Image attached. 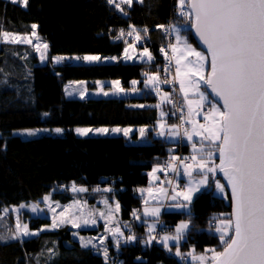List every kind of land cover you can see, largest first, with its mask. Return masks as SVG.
I'll return each instance as SVG.
<instances>
[{"label": "trees", "instance_id": "trees-1", "mask_svg": "<svg viewBox=\"0 0 264 264\" xmlns=\"http://www.w3.org/2000/svg\"><path fill=\"white\" fill-rule=\"evenodd\" d=\"M177 3L178 0H143L142 3L134 0L131 7L121 12L107 0H29L27 7L0 0L1 27L24 33L36 24L39 37L48 43L49 55H120L125 37L148 48L154 57L152 62L41 64L32 53V80L28 82L18 73L24 65L21 54L15 52H21L22 45L0 47V210L48 193L53 198L68 200L70 185L74 183L88 191L96 187L112 189L108 194L120 202L122 217L131 219L133 211L143 203L138 188L148 184V173L154 164L163 167L172 156L169 147L178 139L155 135L158 96L143 81L147 71L162 69L159 48L165 38L157 26L183 20L191 23L179 14ZM133 29L143 37V42L127 37L126 31ZM185 32L197 45L190 27ZM108 78L120 79L124 86L139 78L141 93L86 99L65 94V83L70 79ZM89 87L95 88V84L90 82ZM162 108L167 111L166 123H176L170 103ZM116 125L147 126L145 141L132 143L124 135L81 136L72 129ZM32 127L65 130L58 135L44 134L31 139L13 133L19 128ZM134 136L138 137V133ZM159 175L165 179L163 171ZM230 214V198L216 195L209 187L193 199L190 212L165 211L162 219L163 226L169 229L181 219L189 220L191 226L181 245L184 249L219 251L223 246L215 230L216 221L218 216L229 218ZM44 221L42 217H31L30 225L38 228ZM144 226L140 224V228ZM72 231L63 227L22 240L2 242L0 239V264H191L182 262L173 248L168 251L162 244L131 243L117 248L111 240L106 261L93 248L82 247Z\"/></svg>", "mask_w": 264, "mask_h": 264}, {"label": "snow or ice", "instance_id": "snow-or-ice-1", "mask_svg": "<svg viewBox=\"0 0 264 264\" xmlns=\"http://www.w3.org/2000/svg\"><path fill=\"white\" fill-rule=\"evenodd\" d=\"M12 3H20L27 6L29 0H11ZM109 4H115L116 8H121V3L132 4V0H107ZM142 3L143 0H140ZM187 6L188 10H185ZM179 14L191 21V27L199 36L200 40L207 47V53L198 51L193 47L186 37L181 36L179 28L176 25H158L161 29H170L176 33V43L169 44L172 55L169 57L165 48L160 51L165 53V58L169 60V64L174 60L175 79L179 81L180 92L183 93V98L188 106L187 123L192 125V130H184V136L192 141L194 136L200 137V147L197 148L193 144L194 154L190 158L181 159L173 156L168 162L167 168H170L177 176H180V167L183 166V175L191 177L193 172H199L202 178L197 181V186H192V181L184 186V190L174 191L171 196L172 200L177 197H183L187 203H177L175 207L186 208L192 201V194L198 192L201 187L208 185L209 174L215 178L217 172L223 173L227 180V184L231 189L232 213L226 220H220L216 224V232L219 234V239L222 244V250L215 248L205 249L200 255L194 254V249L188 253H182L179 247V242L185 239V232L189 228V222L181 221L175 227V234H164L159 236H149V239L144 241L146 244H151L153 240L157 243H162L163 246L171 251L169 241H176L175 255L181 258L191 257L192 261H198L199 264H264V0H178ZM33 31L31 37L39 40L35 29L36 24L31 25ZM135 30V29H133ZM145 32L148 30L145 29ZM121 31V35H123ZM129 35L132 33L129 32ZM137 40L142 37L137 34ZM0 39L4 42L12 43H28L32 40L27 36H19L8 32H0ZM35 50L41 53V59H45V52L48 45H34ZM125 59H131L128 55V49L124 50ZM211 71L205 74V64L209 61ZM147 57L148 61H152L154 57L148 48H144L141 53V58ZM55 61L66 59L65 57H54ZM75 59H83L88 62L101 60L100 56H84L75 57ZM107 59V58H105ZM115 60L116 57H111ZM167 71V68L165 69ZM148 79L145 87L157 88L161 82L158 74H147ZM164 83L169 81L165 80ZM84 81H72L70 84L83 85ZM97 84L102 82L97 81ZM133 85L138 81L133 80ZM206 85L212 90L216 97L223 101L222 107L216 102H211V106L207 112H203L204 123L193 119L194 116L201 115L205 102L209 100L208 95L201 91V84ZM115 90L123 92L120 87V81H112ZM76 89H73L75 91ZM103 91V88L100 89ZM67 91V86H66ZM132 91H139L133 88ZM86 92V89H85ZM85 92H81L83 98ZM197 96L198 99L190 100L189 94ZM71 95V92H68ZM104 95H108L104 92ZM164 101L172 102L169 99V94L165 93ZM144 107V105H138ZM159 107V105H156ZM163 116L164 113H161ZM182 120L183 116L180 117ZM165 125L161 123L159 132L160 136H165ZM178 125H173L172 130H169L167 135L178 137L179 131H175ZM29 135L34 134V130H25ZM56 132H62L63 129L57 128ZM90 128H77L76 132L81 135H87L92 132ZM94 131L98 133H107L108 128H99ZM113 132L123 131L125 136L132 129L114 128ZM146 128L139 129L141 136H144ZM207 142V144H205ZM198 153L199 155H197ZM218 153V157L217 154ZM216 158L219 163L215 162ZM186 159H190L191 163H186ZM179 161V165L172 163ZM166 171L165 168L157 165L148 173L153 179H159L155 176L157 172ZM171 183V181H169ZM215 187L221 194L225 193V184L218 179H214ZM179 187V185H177ZM99 190V189H97ZM73 192H85L86 188H77L75 184L72 186ZM106 192L112 189H104ZM139 191H147L152 195L153 190L140 189ZM160 194L166 195L167 189L160 188ZM153 199L156 196L153 195ZM48 200L46 196L44 198ZM104 203L107 205L108 201ZM147 204V200H145ZM20 208L25 205H20ZM72 206L65 208V212H69ZM119 203L116 204V209L119 210ZM18 211V209H12ZM33 207V211H35ZM3 213L9 211L8 208L2 210ZM104 216V213L100 214ZM132 215L139 219L137 212L134 210ZM145 216L158 217L160 208H144ZM64 216V213H61ZM111 217L109 216V219ZM2 219V216H0ZM71 222L70 219H61L57 222L55 219L51 227H59L60 224ZM84 224H95L96 221L84 220ZM158 220L148 225L149 233L156 229ZM75 227H80V224H74ZM115 240V246L120 247L119 239L116 235H123L119 228H108ZM231 233V234H230ZM36 233L29 230L28 225L20 222L17 216L15 232L12 238L26 237L35 235ZM75 235V233H74ZM5 237L0 236V239ZM135 235L128 236L127 241L135 240ZM103 245V240L101 241ZM93 244L92 239L84 241L81 238V246L88 247ZM211 253V255H208ZM104 257L108 259V249L104 247Z\"/></svg>", "mask_w": 264, "mask_h": 264}, {"label": "rangeland", "instance_id": "rangeland-1", "mask_svg": "<svg viewBox=\"0 0 264 264\" xmlns=\"http://www.w3.org/2000/svg\"><path fill=\"white\" fill-rule=\"evenodd\" d=\"M133 1L134 0H132V3H133ZM116 2L120 3V0H116ZM120 6L124 9L127 7H131L132 4L129 5V4L121 3ZM171 25H176V27L179 28L181 36L186 37L188 40V43H190L198 51H203V52H205L206 55H208L205 50L199 48L194 42H192L189 39L188 34L185 32V29H187L189 27L191 28V23H189L186 20H183V21L174 22ZM32 31H33V29L29 32H24V33L9 32V31L5 30L3 27H1V23H0V32H8L11 34L19 35L21 37L27 36L28 38H30L32 40L31 44L19 43L22 45V51L21 52H15V53L21 54L20 59H22L23 65H24V66H22L21 70L18 73L22 75V77H21L22 80L24 79V80H27L28 82H31V80H32V72H31V67H32L31 62L32 61H30L32 53H34L37 56L38 62L41 64H45V63L60 64V63H63L65 61H69L72 63H115V62H119V61H123V62L148 61L147 57L141 58V53L143 52L145 47H140L135 42H130L129 39L125 38V37L123 38V41L125 42L124 50L126 48L128 49V55L131 57V59H125L124 58V56H125L124 50H123L122 54H120V55H102V54H97V53L49 55V46H48V48L45 52L46 58L42 60L41 59V53L37 52L35 50L34 45H36V44L43 45L45 43L48 45V43L46 41L42 40L41 38L39 40H36L35 38L31 37ZM35 31L37 32V28L35 29ZM174 34L176 37L175 32H174ZM37 35H38V33H37ZM175 43H176V39L172 44H175ZM5 44H17V43L4 42L2 39H0V47L4 46ZM89 55L100 56L101 60L95 61V62H88V61H84L83 59H75V57H84V56H89ZM16 57H18V56H16ZM54 57H65L66 59H63V60H60L59 62H57L53 59ZM111 57H116L117 59L113 60V59H111ZM105 58H107V59H105ZM148 62H152V61H148ZM209 68H210V60L205 64V69H204L205 74L208 73ZM146 73L149 75L150 74H158L159 79H160L161 72L159 70H150V71H147ZM13 74H15V72ZM147 79H148V76L145 75V78L143 79L144 84L146 83ZM117 80L120 81V87H122L124 89L123 92H120V91H117L114 89V87L112 85V81H117ZM133 80L138 81V83L133 85L131 83ZM72 81H84L86 83L83 85L70 84V82H72ZM97 81H100L102 83L97 84L96 83ZM160 81H161V79H160ZM90 82L95 84V88L89 87ZM139 84H140L139 78H134V79L130 80V86H124L120 79H114V78L96 79V80H91V81H88L87 79H70V80L66 81V83H65V94L68 97L80 98V99H86V98H90V97H112V96L127 97L130 95H137V94L141 93V88H139ZM66 86H67V91H66ZM101 87L103 88V91L100 90ZM133 88H136L139 91H132ZM73 89H76V90L73 91ZM85 89H86V92H85ZM148 89L150 91L154 92V94L158 96V100L156 102V105H159V107H158L159 108L158 109L159 119H158L157 124H156L155 135L160 136L159 135V132L161 131L160 125H161V123H163L165 125L164 131H165L166 135L161 136V137H165L167 140L175 139L176 137L168 136L167 133L169 130H172V126L176 125V123L175 122L174 123L173 122L166 123V120L164 118L166 117L167 111L164 108H162L163 106H168V104H169V102L163 100L165 93L169 94V91L162 86L161 82L158 84L157 88L148 87ZM200 90L204 91L209 97V101L205 102L204 107L208 106L209 103L211 104V102H216L209 95L207 88L203 83L201 84ZM68 92H71L72 94L69 95ZM81 92H85L83 98L81 97ZM104 92H107L108 95H104ZM181 97H182V101L184 102V106L186 107V109L184 108V110H183V117L188 120L189 119V117H188V106L184 101L183 95H181ZM188 98L190 100L198 99L197 96H194L191 93L189 94ZM216 103L218 104V106H221L218 102H216ZM161 113H164V115L162 116ZM192 118L198 120L200 123H204L203 111L201 112V115L194 116ZM183 122L187 126L186 129L191 131L192 125L190 123H187V121L185 122L183 120ZM142 127L146 128V132H145L144 136H141L139 133V129ZM57 128L63 129V131L65 130V128H63V127H53V128L32 127V128H19V129L14 130L13 133L23 137L24 139H31V138H35V137H38V136H41L44 134L58 135V134L63 132V131L59 132V133L56 132L55 129H57ZM77 128L93 129V131L89 132L87 135H124L123 131L113 132V131H111V129L129 128V129H132V131L128 134L127 137L129 138V141L132 143H143L145 141V138H146V135L148 132L147 126H143V125L142 126H139V125H135V126L134 125H126V126L116 125V126H97V127H95V126H76V127L72 128L75 133H77L76 132ZM99 128H108L110 131L107 133H98V132L94 131L95 129H99ZM26 129L27 130H34V134L29 135L25 131ZM149 129L150 128H148V130ZM175 131H177V129H175ZM135 132L138 133V137L134 136ZM77 134L81 135L79 133H77ZM0 135H1V132H0ZM81 136H86V135H81ZM186 140L188 142H190L192 145L196 144L197 148L200 147V137L194 136L192 141H189L187 138H186ZM205 144H207V142H205ZM196 154L199 155L198 153H196ZM216 155L218 157V153ZM215 162L218 164L219 159L216 158ZM157 165H160V164H154L153 167H155ZM153 167H152V169H153ZM152 169L150 170V172L152 171ZM158 174H159V172H157L155 174V176L159 177ZM201 178H202V176L199 172H193L191 177H187V176L185 177L184 186L189 183V180H191L192 186L196 187L197 186L196 182L199 181ZM214 179H218L221 183L225 184V193L224 194H221L220 192H218V190L215 187ZM158 180L159 179H153V177L149 176L148 184L138 188V192L142 196V202H143L142 206L135 210L137 212V215L140 217L139 219H137L133 215H132L131 219H124L122 217L121 204L118 201V199L116 197H110L108 192L104 191V189H108V188L96 187L90 191L87 190L85 192H79V191L73 192L72 186L74 183H72L70 185L71 198L68 200H60V199L53 198V195L51 193H48V194H44V195L38 197L36 200L30 201V202H22V203H19L16 205H12L11 207H6L9 209V211L7 213H3V212L0 213V216H2V219H0V236L5 237L4 239H1V241L2 242H10L13 240H22V239H26L29 237L37 236L40 232L45 231V230H53V229H57V228L69 227V228L73 229L72 235H73L75 240H77L81 244V238H83L84 241L92 239L93 244L96 247L94 248L92 245H89L88 247L93 248L97 253H100L101 255L104 256V247H107L108 254L110 252L109 240H111L112 244L115 246V240L113 239L112 234L107 231L108 228H112V229L119 228L121 230L123 235H120V234L116 235V239H119L120 245H126V244H131V243H133V244L134 243H141L144 246H152L155 243H157V241L153 240L151 244H146V243H144V241L148 240L149 236H154V232L159 229V226H161L162 229H167V227L163 226L164 220L162 219V215L165 211L190 212L191 211V203H192L193 199L200 192H202L203 190H205L206 188H209V187H211L214 190V193L216 195L229 199V192H228V188L226 186V183L224 182L222 177L218 176V172L216 173L215 178H213L212 175L209 174L210 183L208 185H204L203 187L200 188V190L198 192H195L192 194V201L190 204L187 205L186 208L175 207V205L177 203L184 204L187 202L183 200V197H177L176 200H172L171 196L174 193L169 194L168 191H170V190L165 186L164 183L159 184ZM75 186L77 188H80V187L85 188L84 186L79 185V184H75ZM149 188H151L153 190L152 195H150L147 191H143V192L139 191L140 189H149ZM160 188H166L167 194L166 195L160 194V192H159ZM97 189H99V190H97ZM183 190H184V188H183ZM153 195L156 196V199L152 198ZM46 196L48 197V200L44 199ZM105 200L108 201L107 205L104 203ZM145 200H147V204H145ZM117 203H119V206H120L119 210L116 209ZM20 205H25V207L20 208L19 207ZM68 206H72V207H71L69 212H65V208H67ZM33 207H35V209H36L35 211H33ZM145 207L150 208V209L151 208H157V207L160 208V215L158 217L145 216L144 215V208ZM12 209H18V211H13ZM61 213H64L63 217L61 216ZM101 213H104V216H101L100 215ZM17 216H19L20 222L22 224L26 223L29 227V230L31 232L36 233V234L26 236V237H17L15 239H13L12 235L15 232ZM109 216L111 217L110 219H109ZM31 217H42L45 221L38 228L32 227L30 225V218ZM54 219L57 222H59L61 219H70L71 222L63 223V224H60L59 227L53 228V227H51V225H52ZM93 219L96 221L95 224H92V223L84 224L83 223L84 220L91 221ZM226 219H228V217H226L225 215L218 216L216 224L220 220H226ZM157 220L160 222V224L157 223L155 231H153L152 233H149L148 225L152 224L154 221H157ZM181 221L189 222L188 219H181L177 224H179ZM141 223L145 225L144 229L140 228ZM74 224H80V227H75ZM176 225H174V228L171 229L172 232L170 231V229L160 230L159 236H162L164 234L174 235ZM190 226H191V223L189 222V228L188 229H190ZM91 229H94V230H91ZM186 232H185V239H186ZM74 233H75V235H74ZM132 235H135L136 239L133 241H127L126 242L127 237L132 236ZM185 239L181 240L179 242V247H180V250L182 253L186 254L188 252L193 251V249L195 250L194 251L195 255H200L201 253L204 252V251H197L195 248L184 249L181 245L185 241ZM102 240H103V245L101 244ZM157 244L160 245L162 243H157ZM176 244H177L176 241H169V245L171 248H173L174 251H176ZM208 255H211V253H208ZM189 262L191 264H199L198 261H195V262L192 261L191 257H189Z\"/></svg>", "mask_w": 264, "mask_h": 264}, {"label": "built area", "instance_id": "built-area-1", "mask_svg": "<svg viewBox=\"0 0 264 264\" xmlns=\"http://www.w3.org/2000/svg\"><path fill=\"white\" fill-rule=\"evenodd\" d=\"M117 3V2H116ZM178 4V3H177ZM178 8V5H176ZM185 10L187 9V6H185ZM168 26V25H165ZM131 32L132 34L129 35L128 33ZM162 33L164 35L165 41L163 45L159 48V54L163 60L162 63V69H161V84L162 86L169 91V99L172 101L170 105L173 108V114L175 116L176 124L178 125L179 133L178 139L171 143L169 150L171 157L167 158V160L162 164L163 168L166 169V171H163V176L166 180L167 188L170 190L168 191L169 194L174 193L175 191H181L184 188V180H183V168L182 165H179V161H172V163L179 165L180 167V176H177L175 172H173L170 168H167L168 162L171 160L173 156L180 157L181 159L190 158L194 153L190 152V144L186 140V137L184 136V130L187 128L186 124L183 122V120L180 118L183 116V110H184V102L182 101V97L180 95V89H179V81L175 79V61L173 60L169 64V60L165 58V53H162L160 49L163 47L166 50L167 55L170 57L172 55L171 49L168 47L169 44H172L175 39L174 32H172L170 29H162ZM137 32L134 30H128L126 31L127 37H129L132 40H135L137 42H143L142 39L137 40ZM167 68V71L165 70ZM169 81L168 83H164L163 81ZM210 106H206L203 110V112H207L208 108ZM185 121V120H184ZM186 148V150H185ZM186 163H191L190 159H186ZM171 181V183H169ZM179 185V187H177ZM160 224V223H159ZM169 229V228H167ZM162 229L161 226H159V229L154 232V236H157L159 238L160 230H167ZM171 231V229H170ZM172 232V231H171ZM156 241V240H155ZM182 262L187 263L189 262V257L181 258Z\"/></svg>", "mask_w": 264, "mask_h": 264}, {"label": "water", "instance_id": "water-1", "mask_svg": "<svg viewBox=\"0 0 264 264\" xmlns=\"http://www.w3.org/2000/svg\"><path fill=\"white\" fill-rule=\"evenodd\" d=\"M190 29H191L192 36H193L195 42L197 43V45L199 46V48L205 50L206 53H207V47H206V45H204L203 42L200 40L199 36H198L197 33L195 32V29H193L192 27H191ZM207 54H208V53H207ZM209 60H210V55H209ZM210 71H211V68H209V71H208V72H210ZM205 86H206V85H205ZM206 88H207V91H208L209 95H210V96H211L216 102H218V103L222 106L223 101L220 100L219 97H216L215 94L212 93V90H211L210 88H208L207 86H206ZM218 174L222 177V179H223L224 182L226 183V186H227V188H228V192H229V198H230V200H231V189H230V187H229L228 184H227V180H226V178L223 176V173L218 172ZM232 211H233V209H232V200H231V213H232Z\"/></svg>", "mask_w": 264, "mask_h": 264}, {"label": "crops", "instance_id": "crops-1", "mask_svg": "<svg viewBox=\"0 0 264 264\" xmlns=\"http://www.w3.org/2000/svg\"><path fill=\"white\" fill-rule=\"evenodd\" d=\"M175 35V34H174ZM174 41H175V39H174ZM180 95H183L181 92H180ZM209 101V100H208ZM207 101V102H208ZM209 106H211V104L209 103L208 104ZM205 108V107H204ZM203 108V109H204ZM190 143V142H189ZM158 176H159V180H158V182H159V184H162V183H164V184H166L167 182H166V180L165 179H163V178H160V175L158 174ZM186 177V176H185Z\"/></svg>", "mask_w": 264, "mask_h": 264}, {"label": "bare ground", "instance_id": "bare-ground-1", "mask_svg": "<svg viewBox=\"0 0 264 264\" xmlns=\"http://www.w3.org/2000/svg\"><path fill=\"white\" fill-rule=\"evenodd\" d=\"M184 108L186 109V107H184ZM184 120H185V122L187 121V119H185V118H184ZM176 125H177V124H176ZM176 129H177V131H179L178 128H176ZM189 144H190V149H189V151L192 152V153H194V152H193V148H192V144H191V143H189Z\"/></svg>", "mask_w": 264, "mask_h": 264}]
</instances>
